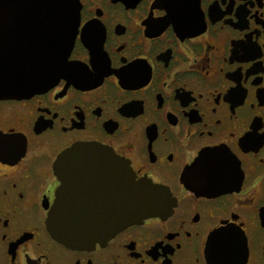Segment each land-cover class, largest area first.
Instances as JSON below:
<instances>
[{"label":"flooded vegetation","instance_id":"obj_1","mask_svg":"<svg viewBox=\"0 0 264 264\" xmlns=\"http://www.w3.org/2000/svg\"><path fill=\"white\" fill-rule=\"evenodd\" d=\"M78 2L79 80L0 97V264H264V0ZM132 182L152 213L51 235L60 188L107 233Z\"/></svg>","mask_w":264,"mask_h":264},{"label":"water","instance_id":"obj_2","mask_svg":"<svg viewBox=\"0 0 264 264\" xmlns=\"http://www.w3.org/2000/svg\"><path fill=\"white\" fill-rule=\"evenodd\" d=\"M78 4V0H0V97L38 92L62 76L79 80L78 74L70 72L68 60L79 24ZM17 20H25L27 32L24 38L10 39L5 30L17 28ZM79 148L102 152V146L92 143L72 145L69 151ZM128 188L132 194L116 202V216L107 233L62 218L60 188L46 220L51 235L67 246L84 247L152 213L154 203L141 200L142 187L132 182Z\"/></svg>","mask_w":264,"mask_h":264}]
</instances>
